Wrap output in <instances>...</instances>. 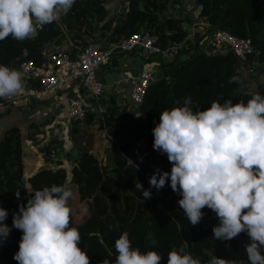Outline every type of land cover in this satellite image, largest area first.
Here are the masks:
<instances>
[{
  "label": "trees",
  "instance_id": "obj_1",
  "mask_svg": "<svg viewBox=\"0 0 264 264\" xmlns=\"http://www.w3.org/2000/svg\"><path fill=\"white\" fill-rule=\"evenodd\" d=\"M109 1L76 0L60 24L45 25L35 37L24 41L11 37L0 41V65L18 70L26 60L40 61L50 44L58 47L62 27L72 34L74 43L83 36L94 38L95 26L105 19L104 5ZM177 4L178 0H125L118 26L111 30L110 23L114 20L111 18L100 27L102 32L111 30L112 41L143 31L156 37V45L162 51L177 47L169 60L160 53L154 60L148 59L156 62L161 76L149 85L136 113L126 101L118 103L113 95L102 100L107 112L104 123L99 122V129L113 137L105 147V159L91 152L88 142L76 153L59 150L56 153L59 159L52 161L51 166L49 163L40 167L24 179L23 141H30L48 155L49 147L40 145L45 131L41 124L32 122L25 128L13 126L2 133L0 206L8 211L4 223L11 232L0 243V264H17L13 257L19 250L22 232L12 227L13 214L21 204H27L35 190L53 184L72 191L69 226L79 230L78 246L90 257V264H99L105 258L114 260L115 241L123 232H128L133 247L142 253L158 252L162 256L161 264H167L169 251L185 241L186 251L202 264H207L213 255L244 260L247 264L244 246L249 238L246 233L232 240L215 239L212 228L219 221L208 208L202 209L205 215L200 223L192 226L178 204L181 197L172 191L170 181L160 190L151 188L152 196L148 200L135 188L136 181L145 189L150 188L149 178L156 169L171 171L167 156L153 148L152 129L159 123L162 110L182 107L186 97L191 98L193 106L203 109L210 107L213 101L223 103L226 99L247 103L256 91L264 95V83L251 92L244 91V74L239 69V59L232 52L208 53L204 48L205 36L217 30L225 31L250 41L254 53L248 56L249 63H264V0H195L199 15L208 23L203 35L197 31L192 35L187 33L185 26L189 18H179L172 12ZM233 76L238 78V83H229ZM30 81L34 90L40 88L37 78ZM87 115L86 123L97 119L95 111ZM80 132V127L74 124L71 135ZM63 158L68 162L66 167L60 161ZM18 190L20 200L15 196Z\"/></svg>",
  "mask_w": 264,
  "mask_h": 264
},
{
  "label": "clouds",
  "instance_id": "obj_2",
  "mask_svg": "<svg viewBox=\"0 0 264 264\" xmlns=\"http://www.w3.org/2000/svg\"><path fill=\"white\" fill-rule=\"evenodd\" d=\"M75 2L0 0V41L8 37L18 41L34 37L45 25L59 22ZM233 82H239L236 76L230 78L229 83ZM23 87L20 71L0 65V98L15 96ZM152 134L154 150L166 155L172 167L170 172L156 169L149 178L148 189L135 182L144 199H151V188L160 190L170 181L192 226L203 219L202 209L212 210L219 221L212 228V236L225 241L246 233L247 264H264V95L256 91L247 103L226 99L223 103L213 101L203 109L193 106L191 98L186 97L182 107L161 111ZM15 196L21 199L19 190ZM71 197L69 188L53 184L35 190L27 204L19 206L12 222V227L22 232L19 250L13 257L17 264H90V257L78 246L79 230L69 226ZM7 217V209L0 206V243L11 232L4 223ZM186 248L187 241L179 248L173 247L167 264H202ZM115 253L114 260L105 258L99 264L162 261L156 251L142 253L133 247L128 232L116 239ZM207 264L245 261L213 255Z\"/></svg>",
  "mask_w": 264,
  "mask_h": 264
},
{
  "label": "built area",
  "instance_id": "obj_3",
  "mask_svg": "<svg viewBox=\"0 0 264 264\" xmlns=\"http://www.w3.org/2000/svg\"><path fill=\"white\" fill-rule=\"evenodd\" d=\"M193 16L194 22L188 27V34L192 35L196 32L197 27H203L202 32L198 31L203 35L206 33L208 23L202 21L198 13ZM57 23L60 24V21ZM71 35L63 27L61 28L59 38L62 41H67L69 50L47 48L43 52L40 61L36 62L29 59L22 62L18 68L25 80L37 78L40 83L39 89L49 93L53 100H58L57 92L65 86L74 85L77 89L82 90V96L69 99L65 116L66 124L62 125L61 129L53 134L52 138L58 144L64 141L73 122L86 119L88 113L86 109L88 106L87 101H91L93 111L97 114L98 123H104L107 106L102 103V100L106 96V91L109 88H116L117 84L121 83L122 86H129L128 101L132 109L136 108L137 110L144 101L149 85L157 79L159 70L155 63H147L136 74L126 69L122 72L121 81L109 85L99 78L97 72L100 67L110 64L117 53L133 52L139 49L145 57L160 53L166 59L167 52L174 48L170 47L165 51L160 50L156 45V37L143 31L123 35L117 41H112L107 36L106 43L93 41L91 38L84 36L83 42L80 40L74 43L71 40ZM204 48L208 53L232 52L239 59V69L242 73H244L243 68L252 70L262 64L255 61L248 62V56L254 53V48L249 40L236 38L225 31L217 30L211 35L205 36ZM71 52H74L73 58H71ZM67 65L69 66L66 71L56 72L57 69ZM23 97L20 93L17 96L0 98V109H6L16 98ZM104 136L109 140H113L112 135L104 132Z\"/></svg>",
  "mask_w": 264,
  "mask_h": 264
},
{
  "label": "crops",
  "instance_id": "obj_4",
  "mask_svg": "<svg viewBox=\"0 0 264 264\" xmlns=\"http://www.w3.org/2000/svg\"><path fill=\"white\" fill-rule=\"evenodd\" d=\"M106 16L105 19L101 23H97L95 26V35L92 38L93 41L104 42L106 43V37L109 35L111 30L115 29L121 17V10L125 7V0H111L105 3ZM172 12L179 18H189V23L186 24V29L194 22V14L199 13V7L195 4V0H178V4L173 7ZM114 18V20L110 23L111 30H103L101 31V26L106 23L109 19ZM202 21L205 19L201 18ZM203 27H197L196 31H203ZM60 36V35H59ZM109 38V37H108ZM107 38V39H108ZM61 39V38H60ZM48 48L53 49H65L69 50V46L67 41H60L58 47H54L52 44L48 46ZM174 48H171L166 54V60H169V55ZM72 53V52H71ZM146 61L142 63V66H145L147 63H155L150 62L147 57ZM128 59H132V64H129ZM136 63L132 58H126L125 53H117L115 58L113 59L111 65L109 66V70L106 73L100 74V79L104 80L105 83L112 85L114 83H118L122 80V72L124 70H130L134 74L138 73L136 70ZM136 65V66H135ZM69 65L63 68H59L56 70L57 73H62L66 71ZM264 66V63L260 65V67ZM140 68V69H141ZM161 76V74H160ZM159 76V77H160ZM158 77V78H159ZM245 84H243V89L246 92L253 91L258 84L264 83V77L255 75H247L244 77ZM23 81V91L21 95L23 98H16L14 102H11L7 108L0 109V123L4 121H8V124L0 126V136L2 133L13 126H17L20 128L27 127L30 123L41 124V128L44 129L45 134H43V141L40 145H47L50 149V153L48 155H44V153L40 152L36 146H34L30 141H23V164H24V179L29 177L35 171H37L40 167L43 166H51L52 161H57L59 157L56 153L61 150L63 153H76V151L85 145L84 140H80L77 135H71V129L74 124L80 127L81 131L86 130L87 132H91L95 137L102 138L101 134L104 136V132L100 130L99 123L97 119L93 118L91 123H86L83 121L73 122L70 126V129L66 135L67 139H65L60 145L53 140V134L61 129V126L65 123V116L69 104V99L71 97L82 96L83 92L80 89H77L76 86H65L57 92L58 100H53L51 95L47 92H44L40 89L34 90L32 88V82L29 80ZM129 86H123L121 89L114 90L109 88L106 91V96L113 95L118 103L126 101L127 91ZM113 90V91H112ZM20 94V93H19ZM18 95V94H17ZM15 95V96H17ZM87 112L90 115L93 111V107L91 106V101H87ZM88 117V115H87ZM87 125V127L83 124ZM24 133V131H23ZM81 133V132H80ZM103 140H105L103 138ZM106 142V140H105ZM87 144V143H86ZM90 151L100 157L103 155L105 157V147L103 152L96 148L95 144H88ZM100 154V155H99ZM27 155H30L27 160ZM64 166L68 165V162L65 158L61 159Z\"/></svg>",
  "mask_w": 264,
  "mask_h": 264
},
{
  "label": "rangeland",
  "instance_id": "obj_5",
  "mask_svg": "<svg viewBox=\"0 0 264 264\" xmlns=\"http://www.w3.org/2000/svg\"><path fill=\"white\" fill-rule=\"evenodd\" d=\"M200 32H202V31H200ZM205 32H206V30H205ZM177 48V47H176ZM176 48L174 49V50H172L171 51V54L169 55V59L170 58H172L173 56H174V54L176 53ZM131 55H132V58L135 60V61H137V63H136V70H134V71H138V70H140V68H141V65H142V63H144L145 61H146V58H145V55L143 54V52L141 51V50H136V51H133V52H126L125 53V56H126V58H130L131 57ZM155 56H157V55H148V59H150V60H154V58H155ZM115 58V57H114ZM128 62H130L129 64H132V59H128ZM111 65V63L110 64H108V65H106V66H102V67H100V69L98 70V75L100 76V74H102V73H106V72H108V70H109V66ZM242 70H244V76L243 77H246L248 74L249 75H255L256 77H259V76H262V77H264V66H262V67H259V66H256V67H254L252 70L251 69H249V68H243ZM160 74H161V70H158V72H157V77H159L160 76ZM123 86L121 85V83L120 84H117V86H116V88H114V90H118V89H121ZM129 90H130V88L128 87V91H127V96H126V102L131 106V104H130V102L128 101V93H129ZM113 91V90H112ZM122 104L123 103H125V101L124 102H121ZM132 108V107H131ZM133 111H135V112H137V110H136V108L135 109H132ZM6 124H8V121H4V122H1L0 123V126H3V125H6ZM84 125H85V123H83ZM86 127H87V125H85ZM88 128V127H87ZM99 128V127H98ZM77 136L80 138V140H84V142L85 143H91V145L92 144H95V146H96V148H99L102 152H103V149H104V147L108 144V143H110V140L108 139V138H106L105 136H103V134H101V136H102V138L100 139L99 137H95L94 136V134L93 133H91V132H87L86 130H84V131H81V133H79V134H77ZM103 138L106 140V142H105V140H103ZM65 139H67V137L65 136ZM64 139V140H65ZM100 155V154H99ZM106 156V155H105ZM28 157H30V155H27V160H28ZM99 159L101 158V159H105V157L103 156V155H100V157L99 156H97ZM62 162V161H61ZM63 163V162H62ZM130 163H132V162H130ZM66 167V166H65Z\"/></svg>",
  "mask_w": 264,
  "mask_h": 264
},
{
  "label": "water",
  "instance_id": "obj_6",
  "mask_svg": "<svg viewBox=\"0 0 264 264\" xmlns=\"http://www.w3.org/2000/svg\"><path fill=\"white\" fill-rule=\"evenodd\" d=\"M36 35H37V34H36ZM36 35H35V36H36ZM35 36H34V37H35ZM32 38H33V37H32Z\"/></svg>",
  "mask_w": 264,
  "mask_h": 264
}]
</instances>
